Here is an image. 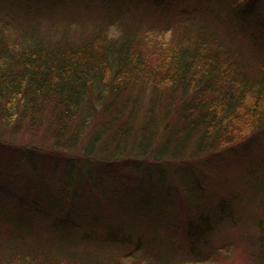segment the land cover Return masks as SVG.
<instances>
[{
  "label": "trees",
  "instance_id": "obj_1",
  "mask_svg": "<svg viewBox=\"0 0 264 264\" xmlns=\"http://www.w3.org/2000/svg\"><path fill=\"white\" fill-rule=\"evenodd\" d=\"M260 2L0 0V264L215 262L224 225L260 253ZM209 182L210 209L166 213ZM146 199L180 229H144Z\"/></svg>",
  "mask_w": 264,
  "mask_h": 264
},
{
  "label": "rangeland",
  "instance_id": "obj_2",
  "mask_svg": "<svg viewBox=\"0 0 264 264\" xmlns=\"http://www.w3.org/2000/svg\"><path fill=\"white\" fill-rule=\"evenodd\" d=\"M259 9L261 10L262 14H263V18H264V2L263 3H259ZM261 15V13L259 14ZM261 18V17H259ZM58 26H60L59 24H57ZM56 25V26H57ZM43 28L46 27H50V24H46L45 22H43ZM264 28V26H262ZM258 34V35H257ZM257 36L260 35L259 32H257ZM261 40L264 41V33L263 35L261 34ZM262 59H264V51L262 52ZM247 141V140H246ZM240 142L237 143L235 145L232 146V148L230 149H225L222 150L218 153V156L225 159L227 162L237 158L240 154H244V153H250L252 151V149L249 147V144L246 142ZM258 142V141H257ZM256 142V143H257ZM117 169L119 170V173L122 174L123 177V182H124V177H126L129 174V171H127L126 169H124L122 167V165H118ZM203 178H207V176L205 174L202 175ZM108 182H118L115 179H109L107 180ZM150 184V183H149ZM145 184L146 188L149 189L150 185ZM209 186L206 187L205 189V193H208V195H204V193L202 192H198V193H189V195H177L176 194V201L177 203H170L167 207V214L169 215H173L174 211H177L179 216V222H183L182 225H184V223L189 220L190 218H195L196 217V213L194 212V208H198V209H202L204 211H206L207 209H210L212 207L211 204H209V200H213L215 199L217 196V193L220 194L222 189H218V187L214 188L212 185L215 183L213 182H209ZM115 183H112V186H114ZM129 189L126 187L127 189V199L130 197V200L135 197L138 193V187L136 186V184L134 182H130L128 184ZM107 195H109V192L106 193ZM104 195V193H103ZM132 197V198H131ZM97 198V197H96ZM140 198V196H139ZM98 199V198H97ZM126 199V198H121V200ZM142 199V198H141ZM217 200V199H216ZM215 200V201H216ZM175 202V200H173ZM247 201V200H246ZM240 204L244 205L246 202L243 199H239L238 201ZM237 202V203H238ZM146 208H144V218L142 221V227L146 230H148V232H157V235H163V233H168L166 230H164L162 227H165L167 230H169L170 233L173 232V228H175V230L180 229L179 225L175 226L173 225L174 220H173V216L169 217V219L165 218H161V215L156 213V210H153L152 207L154 206V203L152 201V199H146L144 201ZM236 206V210H242L243 208L240 207V205ZM128 206V205H126ZM100 207L99 204L95 205L94 208L97 209L96 211H99L100 209L98 208ZM141 207V206H140ZM240 207V208H239ZM143 208V207H141ZM150 208L152 211H150ZM104 209V208H103ZM105 211V215L106 217H110V211L108 208L105 207L104 209ZM148 211V212H147ZM99 213V212H98ZM175 218H178L177 216ZM169 228H168V227ZM226 226V229H220L218 231H216V233L214 234V240L217 242H220L222 244L221 246V251L225 252V254H223L222 256L220 255L218 259L215 260V262L210 261V262H205V263H201V264H264V259L259 258V254H264V247L261 248L259 247V251L260 253L258 254V249L257 247H254L251 244H248L247 241L245 239H243L245 236L248 237L249 235H245L242 236L243 234V230H244V226ZM158 228H162V229H158ZM158 229V230H155ZM155 230V231H153ZM170 233H168V235H171ZM229 241V243H228ZM183 242V241H182ZM256 257V258H255Z\"/></svg>",
  "mask_w": 264,
  "mask_h": 264
}]
</instances>
